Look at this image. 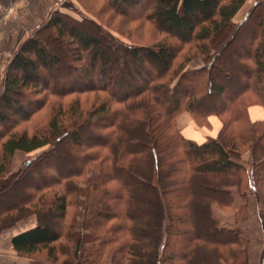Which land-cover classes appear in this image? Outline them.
<instances>
[{"label": "trees", "instance_id": "obj_1", "mask_svg": "<svg viewBox=\"0 0 264 264\" xmlns=\"http://www.w3.org/2000/svg\"><path fill=\"white\" fill-rule=\"evenodd\" d=\"M103 1L155 36L136 41L80 3L19 46L0 95V177L38 153L0 186V233L34 221L12 238L30 264H141L139 230L158 214L153 264H195L200 250L207 264H252L243 223L252 196L264 210V119L249 114L264 108V0L241 20L248 0ZM185 112L199 127L217 116L218 136L184 137Z\"/></svg>", "mask_w": 264, "mask_h": 264}, {"label": "crops", "instance_id": "obj_2", "mask_svg": "<svg viewBox=\"0 0 264 264\" xmlns=\"http://www.w3.org/2000/svg\"><path fill=\"white\" fill-rule=\"evenodd\" d=\"M68 0H0V95L4 90V76L8 64L21 43L36 28L44 25L53 11L62 10ZM261 0H248L243 10L235 17L245 16L249 8ZM242 14V15H241ZM242 16V17H243ZM237 20V19H236ZM252 120H263L264 109L252 106L249 109ZM209 127H199L192 116L185 112L177 120L181 134L187 139L203 143L208 138H216L221 130V121L210 116ZM23 223L0 233V264H28L27 260L16 255L12 238L34 225Z\"/></svg>", "mask_w": 264, "mask_h": 264}, {"label": "rangeland", "instance_id": "obj_3", "mask_svg": "<svg viewBox=\"0 0 264 264\" xmlns=\"http://www.w3.org/2000/svg\"><path fill=\"white\" fill-rule=\"evenodd\" d=\"M80 3L82 4V7L84 6L87 11H90V13H94L100 16V18H102L103 21L109 24L111 28L122 31L121 32L122 34L132 39H136V41H140V40L146 41L148 38H152L155 36V34L152 32L149 26L138 27L135 24H130V23L128 24L125 22L123 23L121 19L119 18V16L114 12L111 5H109L108 2L103 1V0H78V1L68 0L67 3L64 6H62V11H68V12H72L75 14L76 12H79V10H83L81 9ZM243 7L241 10H243ZM242 16L236 19L241 20L242 18L245 17V16L243 17ZM33 32L34 30L29 34L27 38L32 36ZM247 44L248 42H243V45H244L243 47L239 44H233L232 47L234 48L233 50H236L237 52L242 53L241 51L242 49L244 51L248 50ZM202 65H203V61L200 58H196L190 63L191 68H199ZM259 107H262V106H259ZM37 153L38 152H35L30 155L18 153L13 159L11 170L9 171V173L0 177V186L7 184L11 182L12 180H14L22 172L26 161L34 157ZM145 201L150 205L154 204L153 198L152 199L150 197L147 199L145 198ZM216 213L222 222H225V221L233 222L232 216H230L228 213L221 212V211H216ZM157 216L158 214L154 216L155 218H151L149 221H147V223H145L142 226V229L139 230V232L141 233V243L138 248L141 253L140 255L141 264H153L154 262L153 254L156 248L158 247V245L160 244V231H159V225H158L159 219L157 218ZM193 220H194V224L196 225L197 220L195 218ZM22 223H23L22 225L29 224L28 226H30L31 220L22 221ZM243 226L246 228L247 233L251 238V242H250L251 243V248H250L251 263L259 264L260 263L259 257L264 247V229H263L264 228V210H263V206H262L260 199L256 196L255 197L252 196L250 200L249 218L245 223H243ZM149 251H153L151 255H149L150 253ZM197 255L198 256H197V259H195V264H207L206 262V258H208L207 251L200 250L197 253ZM26 260L28 264H30V260L29 259H26Z\"/></svg>", "mask_w": 264, "mask_h": 264}]
</instances>
